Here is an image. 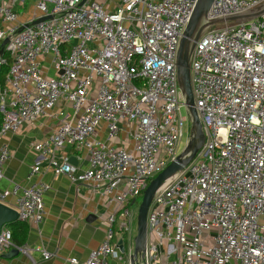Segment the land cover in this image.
Here are the masks:
<instances>
[{
    "label": "built area",
    "instance_id": "built-area-1",
    "mask_svg": "<svg viewBox=\"0 0 264 264\" xmlns=\"http://www.w3.org/2000/svg\"><path fill=\"white\" fill-rule=\"evenodd\" d=\"M18 1L0 0V43L7 38L0 66L8 68L0 86V179L12 158L6 137L52 116L62 101L70 110L55 113L50 136L32 143L37 160L26 179L43 159L53 174L91 185L109 209L98 246L69 264L123 261L124 237L128 264L132 205L178 155L189 122L175 54L196 0H34L37 13L26 23L14 9ZM263 2L214 0L208 18ZM190 78L204 144L154 194L135 264H264V15L207 29L195 44ZM66 146L84 153V170L62 156ZM49 188L42 180L13 183L0 190V202L12 199L17 219L38 225ZM10 238L2 227L0 252L13 246ZM18 249L51 257L40 246Z\"/></svg>",
    "mask_w": 264,
    "mask_h": 264
},
{
    "label": "crops",
    "instance_id": "crops-1",
    "mask_svg": "<svg viewBox=\"0 0 264 264\" xmlns=\"http://www.w3.org/2000/svg\"><path fill=\"white\" fill-rule=\"evenodd\" d=\"M14 9L19 14L21 23H26L37 13L34 0L15 2ZM0 27H2L1 23ZM69 110V107L61 101L58 106L49 111L52 116L23 123L14 134L6 137L12 151V158L4 167V176L0 179V190L9 188L13 183L27 185L37 180L50 185L43 196L46 210L44 220L38 225L15 220L26 227V235L21 247L30 249L40 246L49 252L51 257L44 259L41 252L36 250H29V255H26L18 249L21 247L13 245L0 252V264H69L67 259L71 257L82 262L98 246L106 233L109 209L105 207L100 196L92 190L91 185L84 182L72 183L66 175L53 174L51 170L44 167L46 161L43 159L39 160L41 170L30 180L26 179L30 167L37 160V153L32 149V143L50 136L60 119L59 116H54L55 113ZM104 134L105 128L101 126L98 137L103 139ZM119 142L123 146L129 144L124 141ZM59 154L58 162H60ZM61 154L75 166L76 172L87 167L86 158L81 151L66 146ZM7 201L8 205L13 206L12 199ZM11 223L4 227L12 233L16 228L12 227ZM15 234L18 233L15 232ZM14 249L17 250L16 254L13 252ZM108 264H127V261H117L109 257Z\"/></svg>",
    "mask_w": 264,
    "mask_h": 264
},
{
    "label": "water",
    "instance_id": "water-1",
    "mask_svg": "<svg viewBox=\"0 0 264 264\" xmlns=\"http://www.w3.org/2000/svg\"><path fill=\"white\" fill-rule=\"evenodd\" d=\"M213 1L214 0H196L189 20L178 41L175 54L176 77L182 98V105L189 119V135L181 152L178 153V155H176V157L161 171L152 177L142 192L141 201L136 211L135 235L133 238V249L129 258V264H135L138 256L141 255L146 244V215L154 194L169 178L177 172L183 170L204 144L202 124L195 108L190 78V62L197 40L212 26L226 23L240 24L264 15L263 2L251 9L241 12L219 16L216 18H208V12ZM49 18L50 16H44L35 20L34 23H38ZM6 42L7 38L3 39L0 43V56L3 54V47ZM15 220H17L16 210L0 202V229ZM119 249L121 251L123 249L120 241ZM13 252L16 254L17 250L14 249Z\"/></svg>",
    "mask_w": 264,
    "mask_h": 264
},
{
    "label": "trees",
    "instance_id": "trees-1",
    "mask_svg": "<svg viewBox=\"0 0 264 264\" xmlns=\"http://www.w3.org/2000/svg\"><path fill=\"white\" fill-rule=\"evenodd\" d=\"M3 56H5V53H3ZM7 66H0V86L3 83L5 74L7 72ZM12 224V227L16 228V230H14L11 233V238L10 241L12 243V245L17 246V247H21L24 243V239H25V235H26V227L22 224H20L18 221H14ZM11 232V231H10ZM18 233V234H15Z\"/></svg>",
    "mask_w": 264,
    "mask_h": 264
},
{
    "label": "rangeland",
    "instance_id": "rangeland-1",
    "mask_svg": "<svg viewBox=\"0 0 264 264\" xmlns=\"http://www.w3.org/2000/svg\"><path fill=\"white\" fill-rule=\"evenodd\" d=\"M221 25L222 24H218V25H216V27H220ZM183 113H185V111H183ZM188 135H189V122L186 123V125L184 126V129H183V136H182V138L180 140L179 147H178L179 153L183 149V147H184V145H185V143L187 141ZM141 197H142V194L140 196L136 197V201L132 205V208L134 209L135 215H136V211H137L138 205H139V203L141 201ZM124 243H125V253H124L125 254L124 255L125 257H124L123 261L124 260L126 261V255H127V251H128L127 250V248H128V246H127L128 245V241H127V238L126 237H124Z\"/></svg>",
    "mask_w": 264,
    "mask_h": 264
},
{
    "label": "bare ground",
    "instance_id": "bare-ground-1",
    "mask_svg": "<svg viewBox=\"0 0 264 264\" xmlns=\"http://www.w3.org/2000/svg\"><path fill=\"white\" fill-rule=\"evenodd\" d=\"M135 223H136V215H135ZM134 235H135V234H134ZM133 237H134V236H133ZM131 253H132V252H131ZM141 254H142V253H141ZM140 256H141V255H140ZM140 256H138V258H139ZM138 258H137V259H138ZM128 264H129V263H128Z\"/></svg>",
    "mask_w": 264,
    "mask_h": 264
}]
</instances>
